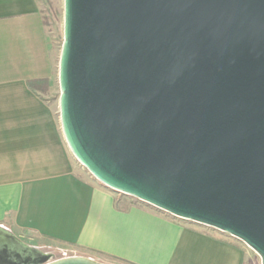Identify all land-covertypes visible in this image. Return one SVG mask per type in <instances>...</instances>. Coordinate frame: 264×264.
Listing matches in <instances>:
<instances>
[{"label":"water","instance_id":"95a60500","mask_svg":"<svg viewBox=\"0 0 264 264\" xmlns=\"http://www.w3.org/2000/svg\"><path fill=\"white\" fill-rule=\"evenodd\" d=\"M60 122L96 181L264 264V0H64ZM47 256L0 227V264Z\"/></svg>","mask_w":264,"mask_h":264},{"label":"crops","instance_id":"0c3cea01","mask_svg":"<svg viewBox=\"0 0 264 264\" xmlns=\"http://www.w3.org/2000/svg\"><path fill=\"white\" fill-rule=\"evenodd\" d=\"M48 81L49 90L29 88ZM55 67L39 0H0V227L99 263L245 264L234 241L143 203L118 205L73 158L51 101ZM73 253H75L73 251Z\"/></svg>","mask_w":264,"mask_h":264},{"label":"rangeland","instance_id":"374dc122","mask_svg":"<svg viewBox=\"0 0 264 264\" xmlns=\"http://www.w3.org/2000/svg\"><path fill=\"white\" fill-rule=\"evenodd\" d=\"M39 5L41 12L43 14L45 23H46V29L49 36V39L51 40L52 46H53V59H54V67H55V80L53 83V89L49 94V97L51 101L55 102V104L58 106L59 109V100H60V85H59V62H60V56L62 51V46L64 43V0H39ZM60 115V111H59ZM79 165V164H78ZM81 167V166H80ZM83 168V167H82ZM84 169V168H83ZM85 170V169H84ZM86 171V170H85ZM119 202L118 205L122 206L125 202H132L137 203L139 201L118 194ZM141 203V202H139ZM196 231L206 233L208 235H217L219 237H223L227 241L231 240L235 243L241 245L245 251H246V263L245 264H262L261 258L248 246H246L241 241L234 239L230 236L217 233L213 230L202 228L199 226L194 225L193 226ZM22 242L29 245L30 247L35 248L39 252H41L43 255L47 256L46 263H51L53 261L67 258V257H84L83 254L75 251L74 249L65 247L61 244L48 241L46 239L35 237L32 235H26L25 238H19ZM73 251L75 253H73ZM108 263L103 264H124L119 263L117 261L108 260Z\"/></svg>","mask_w":264,"mask_h":264},{"label":"trees","instance_id":"16d2710c","mask_svg":"<svg viewBox=\"0 0 264 264\" xmlns=\"http://www.w3.org/2000/svg\"><path fill=\"white\" fill-rule=\"evenodd\" d=\"M45 21V20H44ZM46 25V23H45ZM28 86L30 89L34 90V91H38L39 89H41L42 86L46 87V88H42V89H46L44 90L45 92H48L49 90V82L44 80V81H30L28 82Z\"/></svg>","mask_w":264,"mask_h":264}]
</instances>
